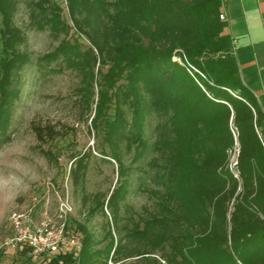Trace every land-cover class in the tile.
Returning <instances> with one entry per match:
<instances>
[{
  "label": "trees",
  "instance_id": "1",
  "mask_svg": "<svg viewBox=\"0 0 264 264\" xmlns=\"http://www.w3.org/2000/svg\"><path fill=\"white\" fill-rule=\"evenodd\" d=\"M67 3L73 27L55 0L34 3L30 25L54 34L74 31L89 42L82 54L65 41L43 60L82 73L86 97H95L97 86L91 125L102 132L110 149L102 155L118 164L120 183L106 206L107 244L97 248L87 225L70 220L68 229L82 240L80 253L64 246L40 264H264V111L243 83L233 40L224 34L222 0ZM18 5L0 0V143L20 93L18 76L31 62L21 50L26 35L15 24ZM152 119L157 124L149 137ZM56 135L38 131L43 142ZM125 155L132 164L150 158L142 190L152 204L137 217L121 216ZM90 156L75 157L74 185ZM95 204L90 218L96 211L106 216L105 202ZM17 252L24 264H34L27 249Z\"/></svg>",
  "mask_w": 264,
  "mask_h": 264
},
{
  "label": "rangeland",
  "instance_id": "2",
  "mask_svg": "<svg viewBox=\"0 0 264 264\" xmlns=\"http://www.w3.org/2000/svg\"><path fill=\"white\" fill-rule=\"evenodd\" d=\"M38 1L18 0L15 15V24L27 38L21 50L30 55L31 62L18 76L20 93L12 108L6 137L0 143V264H24L27 259L17 250L5 247V242L14 232L11 223L13 212L27 211L37 203L35 198L38 197L37 216L47 209L53 217L59 196L66 192L74 208L72 225L86 224L99 242L97 248L102 249L107 244L106 226L111 220L107 202L120 183L119 166L102 155V151L109 152L110 149L102 132H96L91 125L98 102L97 86L96 96L86 97L81 91L84 86L82 73L60 61L48 64L43 60L65 41L77 46L82 54L88 50L89 42L82 35L77 39L74 31L65 35L63 32L54 34L49 28L44 31L34 29L30 25V15L33 4ZM55 1L64 7L62 18L73 27L67 0ZM86 98L92 103V113ZM156 124V120H150L147 128L149 137H152ZM48 128L56 131L57 135L54 139L46 137L43 142L38 131L46 133ZM90 151L88 169L81 184L76 186L71 176L75 157ZM48 152L51 155H47ZM132 159V155H125L124 163L129 171L124 179L128 182V193L120 205L121 216L124 217H137L144 207L150 208L152 204L149 195L142 190V184L148 178L145 170L150 158L136 164H132ZM97 198L105 202L106 216L102 211H96L90 218L89 211L96 207ZM128 263L136 264V261ZM109 264L114 263L110 261Z\"/></svg>",
  "mask_w": 264,
  "mask_h": 264
},
{
  "label": "built area",
  "instance_id": "3",
  "mask_svg": "<svg viewBox=\"0 0 264 264\" xmlns=\"http://www.w3.org/2000/svg\"><path fill=\"white\" fill-rule=\"evenodd\" d=\"M219 18L222 22L226 21L223 12ZM186 63L188 64L187 61ZM35 202L37 203L27 211L13 212L11 223L14 232L13 236L5 242V247L17 251L27 249L33 263H41L46 258L55 256L64 246L69 251L79 254L82 248L81 237L68 229L74 211L69 193L59 196L57 210L53 217L47 209L38 217L36 210L40 203L38 197L35 198Z\"/></svg>",
  "mask_w": 264,
  "mask_h": 264
},
{
  "label": "crops",
  "instance_id": "4",
  "mask_svg": "<svg viewBox=\"0 0 264 264\" xmlns=\"http://www.w3.org/2000/svg\"><path fill=\"white\" fill-rule=\"evenodd\" d=\"M221 11L242 81L264 111V0H222Z\"/></svg>",
  "mask_w": 264,
  "mask_h": 264
}]
</instances>
